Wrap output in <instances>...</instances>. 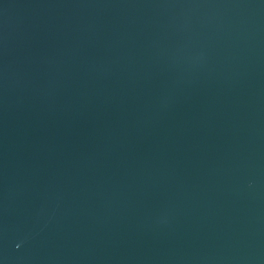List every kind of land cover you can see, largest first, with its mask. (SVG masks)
<instances>
[{
    "label": "water",
    "instance_id": "95a60500",
    "mask_svg": "<svg viewBox=\"0 0 264 264\" xmlns=\"http://www.w3.org/2000/svg\"><path fill=\"white\" fill-rule=\"evenodd\" d=\"M0 264H264V0H0Z\"/></svg>",
    "mask_w": 264,
    "mask_h": 264
}]
</instances>
